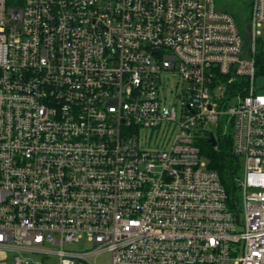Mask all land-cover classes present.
Returning a JSON list of instances; mask_svg holds the SVG:
<instances>
[{"label": "built area", "instance_id": "1", "mask_svg": "<svg viewBox=\"0 0 264 264\" xmlns=\"http://www.w3.org/2000/svg\"><path fill=\"white\" fill-rule=\"evenodd\" d=\"M251 3L247 38L216 0H0V264H264ZM219 130L233 203L201 153Z\"/></svg>", "mask_w": 264, "mask_h": 264}, {"label": "trees", "instance_id": "2", "mask_svg": "<svg viewBox=\"0 0 264 264\" xmlns=\"http://www.w3.org/2000/svg\"><path fill=\"white\" fill-rule=\"evenodd\" d=\"M249 6H250V11L244 14V16H247V18L251 16L252 3H250ZM231 12L238 20L243 33H245V29L243 28V23L240 20L241 15H239L236 12V10H232ZM258 57L260 59L259 62L262 64L263 56L261 52L258 54ZM217 136H218L217 146H213L210 143L208 135L204 136L201 139L200 142L201 153L207 159L208 166L219 173L222 183L229 192L230 202L233 203L234 201H237L238 198L237 191L240 180L242 179L243 176L242 159L233 151L232 132L229 131L226 134H223V132L219 130Z\"/></svg>", "mask_w": 264, "mask_h": 264}, {"label": "rangeland", "instance_id": "3", "mask_svg": "<svg viewBox=\"0 0 264 264\" xmlns=\"http://www.w3.org/2000/svg\"><path fill=\"white\" fill-rule=\"evenodd\" d=\"M218 4H220L221 8H224L225 10H236V12L241 15V22L243 23V28L245 29V33L247 38L248 34L250 35L251 32V18H247V16H244L247 12L250 11V3L251 0H216ZM247 18V19H246ZM264 31V30H263ZM262 37H264V32L262 34ZM174 83V80L171 78V81L168 80V86H172ZM168 96L172 97V94L170 91H168ZM238 99L236 97L232 98L230 100L231 103H236ZM150 133V131H147ZM245 161L242 160V166H245ZM67 248L75 249V250H86L93 247V243L87 239V237H83L80 242H73L66 245ZM110 255L107 253H104L103 255H100L97 259V264H109ZM58 260L52 259L48 262V264H58ZM228 264H235L232 261H229Z\"/></svg>", "mask_w": 264, "mask_h": 264}, {"label": "water", "instance_id": "4", "mask_svg": "<svg viewBox=\"0 0 264 264\" xmlns=\"http://www.w3.org/2000/svg\"><path fill=\"white\" fill-rule=\"evenodd\" d=\"M209 141L213 146H217L218 140L217 137L214 134H211L209 137Z\"/></svg>", "mask_w": 264, "mask_h": 264}]
</instances>
